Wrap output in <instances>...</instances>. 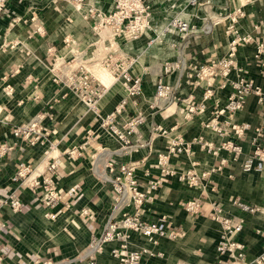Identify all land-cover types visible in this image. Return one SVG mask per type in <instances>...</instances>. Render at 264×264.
Here are the masks:
<instances>
[{"label": "crops", "instance_id": "crops-1", "mask_svg": "<svg viewBox=\"0 0 264 264\" xmlns=\"http://www.w3.org/2000/svg\"><path fill=\"white\" fill-rule=\"evenodd\" d=\"M147 2L151 9L149 24L135 39L111 37L107 27L93 31L95 19L83 18L89 8L106 14L111 0H81L78 7L72 0H9L0 12V145L9 147L0 156V199L12 194L21 203L17 212L0 206V223L6 225L0 227L1 264H31L34 260L85 264V247L103 231L108 218L116 221L121 213L133 211L131 205L111 211L116 194L107 180L113 175L106 167L109 161L115 165L131 164L138 189L150 196L140 205V220L153 221L163 215L170 226L182 233L175 239L157 238L156 244H152L139 233L129 232L128 250L146 248L152 253L142 255L140 264H227V254L220 255L215 250L220 228L210 218L212 202L220 204L223 215L241 223L234 239L243 245L244 259L249 261L261 253L264 164L260 171L240 169V162L249 151L246 138L234 140L242 147L236 161L228 159L219 172L202 180V186H189L175 176H160L155 158L157 153L165 152L167 137L151 135L150 128L157 124L184 141L201 137L218 145L228 137L218 136L202 124L210 118L214 103H223L229 91L228 82L239 75L251 78L261 94H248L233 119L264 128V71L260 59L253 56L255 44L264 43V0ZM235 7H240L243 15L228 33L227 15ZM173 16L184 20L190 30L184 35L174 28L164 30ZM37 26L39 32L35 31ZM244 34L251 38L236 47L232 58L240 72L232 68L224 80L213 76L212 95L205 101L204 111L184 119L182 100L189 97L198 102L206 88L203 81L195 82L196 68L225 56L230 40ZM107 54L135 59L128 72L141 78L139 95L126 97L120 83L101 72L105 69L98 62ZM68 64H82L104 85L96 103L100 116L111 112L124 99L126 102L117 115L119 121L138 112L144 115L128 136V145L134 144L132 147H124L110 136L100 125L99 117L73 92L52 81L54 68L68 70ZM165 64L170 66L167 72L163 70ZM158 80L176 86L174 94L178 101L162 111H152L147 102ZM33 119H37L43 134L28 144L21 134L14 135L12 128ZM78 145H82L81 156L66 154ZM191 152L171 157L170 165L177 171L192 169L200 173L218 158H227L223 150L213 156L197 144L192 145ZM51 158L57 160L54 180L59 200L54 208L42 199L40 189L31 190L25 183L10 180L19 162L29 164L32 174L37 175ZM157 177L161 180L159 186L149 192L146 181ZM189 198L201 202L198 213L184 211L182 203ZM233 199L258 210L243 211L231 203ZM49 212L52 216L46 215ZM116 245L115 241L106 242L94 256L96 264H117L109 254Z\"/></svg>", "mask_w": 264, "mask_h": 264}, {"label": "built area", "instance_id": "built-area-1", "mask_svg": "<svg viewBox=\"0 0 264 264\" xmlns=\"http://www.w3.org/2000/svg\"><path fill=\"white\" fill-rule=\"evenodd\" d=\"M9 0H0V12L4 9ZM76 2L78 7L81 0H72ZM193 3V0H190ZM175 2L170 6L174 7ZM114 10L108 13H100L95 8H89L84 19L94 18L98 25H107L111 27L114 34H122L127 39H135L141 35L149 24L151 16L150 5L146 0H114ZM243 15L240 7H235L227 16L229 24L226 27V32L234 29L236 19ZM33 18H30V20ZM216 22V21H215ZM94 25V24H93ZM96 28V26H92ZM174 28L184 35L190 30L188 24L178 16L171 17L164 30ZM39 31V28H36ZM249 34L242 36L235 35L228 43V50L225 56L216 58L211 62L200 64L194 72L195 82L203 81L206 88L204 89L201 99L198 102H193L187 97L183 101L182 115L184 119L190 118L196 113L203 112L205 109V101L212 95V82L210 79L213 76H219L224 80L232 68L238 69L232 59L236 47L247 43L250 40ZM255 58L260 59L261 68L264 71V43L257 42L254 46ZM132 57H116L111 54L101 58L98 64L105 69L114 80H117L126 92V97H134L140 93L139 76H132L128 72V67L134 62ZM71 65V64H70ZM69 69L63 71L62 68L56 67L52 73V81L60 84L70 90L77 98L99 117L100 125L104 127L107 133L120 142L124 147H132L134 144H129L128 136L133 132L134 128L140 124L144 115L140 112L129 116L124 120L119 121L117 115L121 112L125 99L121 100L111 112L99 115L96 103L104 91V85L93 74H91L82 64H75ZM170 66L165 64L163 70L167 72ZM229 91L222 104L215 102L214 109L209 119L203 122V126L221 136L228 137L221 141L218 145L203 140L201 137L192 138L189 141H184L178 135H169L170 130L163 129L160 125H153L150 128L151 135H161L167 137L165 152L157 153L155 158V167L158 169L160 176H175L179 181L186 182L189 186H202V180H206L210 173L219 172L227 163V160L236 161L242 153V147L234 140L246 138L249 145V151L240 162V169L244 172L251 170L260 171L264 164V128L260 126L251 127L246 122H236L233 116L236 111L243 107L245 97L254 93L260 95V89L256 86L251 78H246L239 75L235 80L228 82ZM176 86L163 83L158 80L154 86V93L151 99L147 102V108L152 111H162L168 108L171 104H175L178 99L174 94ZM119 121V122H118ZM248 132V135L246 136ZM14 135L21 134L28 144H33L43 134L38 126L37 119H33L27 124H22L12 128ZM197 144L198 147L213 156H218L219 151L223 150L227 153V158H218L217 161L209 167L208 170L195 173L192 169L177 171L173 168L169 161L170 158L178 154H191V147ZM136 145V144H135ZM9 149L8 146L0 145V156L5 154ZM47 156V151H44ZM70 157L81 156L82 145L73 146L66 151ZM57 160L51 158L47 163L45 170L37 175H33L29 164L19 162L16 165L15 171L10 180L16 183H25L31 189H40L43 193L42 199L50 207L54 208L57 205L59 196L56 188L54 175L56 172ZM109 173L112 177L108 178L114 187L115 198L111 211L121 208L125 205H131L133 211L131 213L123 212L120 218L116 221L108 218L103 231L90 239L85 247L84 255L86 257L85 264H96L95 254L99 253L106 242L115 241L117 245L109 250V254L117 261V264H140L142 255H151L152 253L146 248L137 250L127 249V239L129 232H136L144 236L152 244H156L157 238L164 237L175 239L182 233L176 228L170 226L165 216L161 215L153 221H142L139 218V208L144 200L150 199L146 191L138 189V182L133 174V166L127 163L113 164L109 161L106 163ZM115 170V174L113 171ZM160 178H151L146 181V188L150 192L156 190L159 186ZM231 203L239 209L247 212L258 210L255 206L245 204L238 199H233ZM6 205L13 212L20 210L21 203L18 197L9 194L0 199V206ZM185 212L196 214L201 210V202L197 198H189L182 203ZM46 215L52 216L49 212ZM210 218L219 224L220 233L215 244V250L218 254H227V264H263L264 263V246L260 254L249 261L244 259L243 245L234 239V236L241 230V223L234 221L230 217L222 214L220 204L212 202L210 204ZM4 222L0 223V227L4 228ZM264 234V232H263ZM157 255L161 253L156 252ZM0 256V264H1ZM31 264H53L49 261L34 260Z\"/></svg>", "mask_w": 264, "mask_h": 264}, {"label": "rangeland", "instance_id": "rangeland-1", "mask_svg": "<svg viewBox=\"0 0 264 264\" xmlns=\"http://www.w3.org/2000/svg\"><path fill=\"white\" fill-rule=\"evenodd\" d=\"M147 1V0H146ZM149 4V3H148ZM113 5H114V0H111V3H110V10L108 11V12H111V11H113L114 10V8H113ZM107 12V13H108ZM92 19H94V18H90V20H92ZM99 24V21H97V23L95 22V24L94 25H92V26H96V28H92V30L93 31H96V32H99L100 30H104V28L105 27H107L106 28V30H107V32H108V34L111 36V37H120V38H123V39H127L124 35H122V34H114V31L111 29V27H109V26H107V25H103V24H101V25H98ZM38 27V26H37ZM36 27V28H37ZM36 28H35V31H36ZM39 28V27H38ZM39 32V31H38ZM130 67V66H129ZM128 67V68H129ZM197 69V68H196ZM101 72H103V73H106L107 75H108V72L105 70V71H101ZM114 81H117V80H114Z\"/></svg>", "mask_w": 264, "mask_h": 264}, {"label": "bare ground", "instance_id": "bare-ground-1", "mask_svg": "<svg viewBox=\"0 0 264 264\" xmlns=\"http://www.w3.org/2000/svg\"><path fill=\"white\" fill-rule=\"evenodd\" d=\"M101 176L103 177V175L101 174Z\"/></svg>", "mask_w": 264, "mask_h": 264}]
</instances>
